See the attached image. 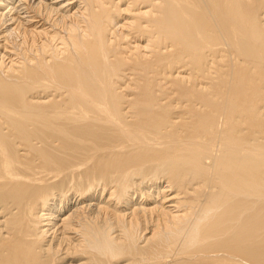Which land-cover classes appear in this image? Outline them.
Segmentation results:
<instances>
[{
    "label": "bare ground",
    "instance_id": "1",
    "mask_svg": "<svg viewBox=\"0 0 264 264\" xmlns=\"http://www.w3.org/2000/svg\"><path fill=\"white\" fill-rule=\"evenodd\" d=\"M0 264H264V0H0Z\"/></svg>",
    "mask_w": 264,
    "mask_h": 264
}]
</instances>
